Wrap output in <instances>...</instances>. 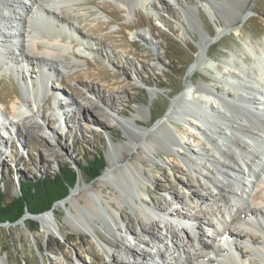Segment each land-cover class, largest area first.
Segmentation results:
<instances>
[{
  "label": "rangeland",
  "instance_id": "rangeland-1",
  "mask_svg": "<svg viewBox=\"0 0 264 264\" xmlns=\"http://www.w3.org/2000/svg\"><path fill=\"white\" fill-rule=\"evenodd\" d=\"M130 1L128 8L119 0H92L68 9L67 17L71 18L76 32L52 23L54 34L61 44L70 47L75 59L50 76L49 92L41 90V131L26 133L21 126L16 130L11 128L9 119H3L7 127L5 132L0 130V190L8 197L19 195L22 181L54 174L64 164L78 173L75 186L67 194L66 206L59 205L50 216L52 231L42 228L36 216L28 211L21 215L29 213L23 225H0V255L5 256L7 264H120L113 255L130 264H141L142 256L129 254V248L144 249L159 264L166 259L179 264L183 251L173 242L175 238H164L165 226L173 230L190 253L197 248V237L214 240V228L206 221L217 222L219 209L226 211L229 203L205 180L215 170L209 154L218 157L208 129L202 123L206 133L192 128L187 123L188 116L169 122L171 133L180 145L162 140L171 139L166 129L156 134L150 129L189 85L214 86L217 91L214 90L215 98L204 97L199 89L194 95H187L195 106L201 105L204 98L216 105L222 97L224 102L232 98L237 103L242 95L255 94L232 87L248 79L241 72L242 67L249 70L251 65L245 60L253 59L254 51L264 50V0H235L231 2L233 6L230 0ZM242 7L240 31L228 27L231 15L237 17ZM188 8L194 10L190 12L194 18L184 12ZM36 24V31L46 34L48 24L41 21ZM202 38L213 41L206 52L202 49ZM8 66L10 70L0 73V101L5 105L6 117L12 103L24 100L23 84L38 74L37 68L27 73L24 64L8 63ZM228 70L234 75L227 73ZM24 74L27 79H22ZM260 86H264V81ZM257 96L263 98L260 93ZM247 103L244 101L242 106ZM220 104L217 105L221 108ZM251 105L252 109L259 106ZM85 106L90 107V113L83 109ZM132 114L137 115L142 129L125 127L122 118ZM216 124L229 133L225 124ZM140 138L152 139V147H143L136 140L134 147L130 145V139ZM216 141L223 142L217 138ZM131 147L134 156L127 155L121 160ZM98 152L105 157L103 168L94 178L83 176L77 165L79 159ZM143 160H146L144 164ZM107 163L112 169L134 163L144 173L142 185L133 188V179L126 169L118 177L99 182ZM201 183L206 186H199ZM244 188L238 193L249 203V190ZM119 193L124 198L120 208L117 207ZM131 194L142 198L137 200L136 207L126 202ZM86 202L92 204L91 211L83 205ZM107 202L114 208L108 207ZM160 202L165 205L163 210L172 209L174 215L168 217L163 210L153 208ZM230 203L241 205L234 199ZM102 219H107L111 226L116 222L119 228L114 226L113 231L109 230ZM154 220L158 224L151 228ZM94 222L99 224L95 225L96 234L88 231ZM127 223L132 225V233L125 230ZM139 223H145L147 230L142 231ZM151 231L161 236L162 241L155 239ZM115 240L120 242L118 246L111 245ZM234 243L240 246L241 261L245 264H264L263 238L254 244L246 240H234ZM89 245L94 247L98 258L86 249ZM233 261L221 256L212 264H238Z\"/></svg>",
  "mask_w": 264,
  "mask_h": 264
},
{
  "label": "bare ground",
  "instance_id": "bare-ground-1",
  "mask_svg": "<svg viewBox=\"0 0 264 264\" xmlns=\"http://www.w3.org/2000/svg\"><path fill=\"white\" fill-rule=\"evenodd\" d=\"M89 1L92 0H0V73L10 70L11 65L8 66V63H15L19 66L24 64V70H27V73L29 69L31 70L34 68H37L38 71L37 78L35 76V79L33 78L31 82L28 80V84H23L26 94L23 96L24 100H18L16 103L11 104V112L8 114V117L4 114L6 111L5 105L0 101V130L2 129V131L5 132V127H7V125L5 126L3 119H9V124H12L11 128L15 127L16 130L21 126L26 133L35 129L41 131L40 128L42 124L39 121L40 110L42 109V99L40 98L42 94L41 90L44 89L49 92L48 82L50 76H54L55 73L61 72V67L73 63L75 59L74 54L71 53L70 47L61 44L60 38L54 34L55 29L52 28V23H56L57 26L76 32L74 23L70 21L71 18L69 19L67 17V11L68 9H76L82 6V3H87ZM119 1L126 8L132 3L130 0ZM233 1L235 2V0L229 1L230 6H233L231 3ZM101 8L104 10L105 6ZM243 8L244 7L239 10L237 17H235L234 14L231 15L232 17L228 27H236L237 30L240 31L238 27L241 25H239L238 21L241 20L244 15ZM194 10H197V8L195 7ZM194 10L188 8L184 12L191 18H194V15L190 13ZM244 18L246 20L248 15ZM39 21L47 23L48 28L51 30L48 29L46 34H39L35 29V27L37 28L38 26L36 23H39ZM8 24L10 25L7 26ZM17 27H20L22 31L17 29ZM219 33L221 32L219 31ZM201 43L203 51L206 52L213 41L211 38H202ZM2 50H4V53H2ZM78 53L82 55L80 50H78ZM246 61H249V64H251L249 70H244L242 67L241 72L247 76L248 79L246 78L247 80L244 81V84H240L241 81L237 85L234 84L232 88L236 90L242 88L241 90L249 94L253 91L255 94L251 97L242 95L237 103L232 98L224 102V98L222 97V99H218V102H221L220 108L219 105H217L219 104L218 102H216V105H213L209 103V99L206 100L211 97L215 98L214 96L216 95L214 94V90L216 88L214 86H212V88L207 86L197 88L189 85L186 87V92H182L178 97L172 100L166 114L150 129L155 134L162 129H166L171 139L162 140L164 142L168 141L167 143H175L174 145H180L171 133L169 128V124L171 123L169 122L182 120L185 116H188L190 121H187V123L190 124L192 128L201 133H206V130L200 125L201 123L204 124L210 133L209 138L213 140V146L218 153V157L212 153L209 154L215 170L214 173L211 171L212 176L206 177L205 180L217 189L221 196L220 198L230 205H228L229 207L227 206L228 209L226 211L224 210L225 212H221L219 209L220 216L217 222H214L215 220L206 221L207 225L214 228L213 239L220 243H215L214 240H204L199 236L196 239L197 248L192 253L188 250L186 251L183 248L184 245L182 244V240L174 235L171 228L165 226L166 235L164 238L168 240L169 238H171V240L175 238L173 242L183 251L184 255L181 257L182 261L179 264H212L215 262L217 263L218 258L221 256L232 260L234 259L235 261L233 262L238 264H245L241 261L243 257L242 250L239 249V245L236 246L233 240L240 242L246 240L254 244L256 241L262 238L264 239V120L262 119V116L264 117V86H260L261 88L258 87V84L264 81V50L262 49L260 53L254 51L253 59L249 58L245 60V62ZM232 64L234 65L236 63L233 61ZM46 65H50L51 68H47ZM18 70L19 69H16V71ZM22 73L23 70H21V74ZM227 73L232 74L231 70H228ZM233 75L234 74L231 76ZM27 77L28 76L24 74L22 79H27ZM32 82L35 84H32ZM198 89L203 92L204 97L207 98L201 100V105L195 106V104L189 101L187 95H194L197 93ZM258 93H260L263 98H258ZM221 95H225V92L221 91ZM245 98L247 100H245ZM244 101H248L247 106L244 105L245 107L242 106ZM251 104H258L259 106H254L252 109ZM83 109L87 112L89 111V113L91 111L89 106H85ZM98 113L102 114L101 112ZM55 114L60 117V114L56 112ZM216 118L217 121L215 122ZM137 119V115L132 114L129 118H122V122L125 127L130 126L131 128L142 129V127L138 125ZM217 122L225 124L227 129H229V133H227L225 129L218 127L216 124ZM143 129L145 128L143 127ZM214 136H216L217 139H222L223 142L218 143ZM135 140L140 141L143 147L148 149L152 147V139H130V145L133 147L136 144ZM132 149V147L129 148L128 153L121 157V160L127 155H131L132 152H130V150ZM145 161L146 160H143L142 164H144ZM147 162L151 161L149 160ZM109 163L112 165L111 161ZM109 163H107L104 173L99 177V182H104L107 177H118V173L126 169L133 179V188H138L142 185L141 177L144 176V173L134 163L130 165L123 164L115 169H112ZM241 164L243 166H241ZM217 174H220L221 177L219 178ZM199 186L203 187L204 184L201 183ZM242 187L249 190V203L245 202L244 198L242 199L241 193H238V190H242ZM120 194L121 193L117 195L118 198H120V200L117 201V207L119 208L123 204L122 200H124ZM146 194L149 195L147 192ZM67 199L68 198L62 201L59 200L60 202L53 206L54 208L51 209V212L35 217V220L39 222L42 228L47 231H52L50 216L59 205L66 206ZM138 199L142 198H138L131 194L128 196L126 202L130 206L136 207L138 206ZM231 199L238 201L241 205L236 207L234 204H231L232 202L230 203ZM83 205L87 210L90 209V211L93 208L91 206L92 204L87 202ZM107 206L114 208L110 202H107ZM163 206L165 205L160 202L159 205H155L153 208L163 210ZM151 211L152 210H149V214H153ZM163 211L168 217L174 215L172 209ZM180 216L184 217L181 214ZM102 220L103 224H105L109 230L111 228V231H113L114 226L115 229L119 228L116 222L111 226L107 219ZM157 224L158 222L154 220L151 223V228H154ZM95 225L99 224L94 222L93 225L91 224L88 226V231L96 234ZM139 227L142 231L147 230L145 223H139ZM234 227L241 229L237 228L238 230H235ZM125 230L132 233V225L129 223L125 224ZM151 235L158 241H162L161 236L154 234L152 231ZM119 243V241L115 240L111 242V245L118 246ZM86 249L91 251V253L98 258L99 255L92 245H89ZM210 253L215 256H209ZM129 254L142 256L141 264H159L154 256H151L142 248H139L138 251L129 248ZM113 258L120 264H130L129 261L116 259L114 255ZM0 264H7L4 255H0ZM161 264H175V261L166 259V261L163 260Z\"/></svg>",
  "mask_w": 264,
  "mask_h": 264
},
{
  "label": "trees",
  "instance_id": "trees-1",
  "mask_svg": "<svg viewBox=\"0 0 264 264\" xmlns=\"http://www.w3.org/2000/svg\"><path fill=\"white\" fill-rule=\"evenodd\" d=\"M104 163V154L98 152L93 153L90 158L86 155L79 159L77 165L83 176L94 178L99 174ZM77 174L75 168L64 164L54 174L22 181L20 193L16 197H8L0 190V223L13 222L25 211L37 214L50 209L56 201L66 197L69 190L75 186Z\"/></svg>",
  "mask_w": 264,
  "mask_h": 264
},
{
  "label": "water",
  "instance_id": "water-1",
  "mask_svg": "<svg viewBox=\"0 0 264 264\" xmlns=\"http://www.w3.org/2000/svg\"><path fill=\"white\" fill-rule=\"evenodd\" d=\"M71 192H69V194H70ZM68 197V195L66 196V197H64L63 199H61L60 201H62V200H64L65 198H67ZM60 201H56L54 204H53V206L55 205V204H57V203H59ZM52 206V207H53ZM51 207V208H52ZM51 208L49 209V210H46V211H44V212H40V213H37V214H31L30 212V214L29 213H27V214H29V215H32L33 217H35V216H39V215H41V214H44V213H47V212H50V210H51ZM27 214H24L23 216H21L18 220H16L15 222H12V223H10V222H4V223H1L0 225H8V224H10V225H13V224H20V225H23V219L26 217V215Z\"/></svg>",
  "mask_w": 264,
  "mask_h": 264
}]
</instances>
